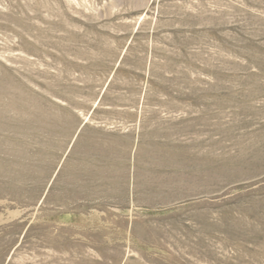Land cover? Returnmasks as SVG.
<instances>
[{
    "label": "rangeland",
    "instance_id": "1",
    "mask_svg": "<svg viewBox=\"0 0 264 264\" xmlns=\"http://www.w3.org/2000/svg\"><path fill=\"white\" fill-rule=\"evenodd\" d=\"M0 264H264V0H0Z\"/></svg>",
    "mask_w": 264,
    "mask_h": 264
}]
</instances>
